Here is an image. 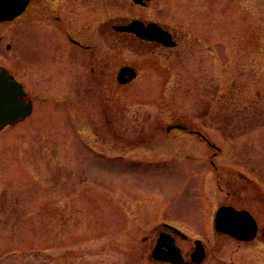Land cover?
I'll return each mask as SVG.
<instances>
[{
  "label": "rangeland",
  "instance_id": "obj_1",
  "mask_svg": "<svg viewBox=\"0 0 264 264\" xmlns=\"http://www.w3.org/2000/svg\"><path fill=\"white\" fill-rule=\"evenodd\" d=\"M94 8L99 20L138 16L190 34L178 65L147 61L138 81L112 95L120 120L143 121L157 139L125 146L97 127L101 112L81 127L74 111L45 103L73 84L68 75L63 85L48 76L45 17L0 25V66L35 101L23 123L0 135V264H169L151 258L162 223L186 236L176 238L185 260L201 239L208 253L199 264H264V243L246 248L212 229L214 210L233 189L264 228V123L231 136L221 119L248 108L256 92L264 103V0H153L146 7L96 0ZM181 118L220 150L215 157L195 137L161 130ZM136 127L114 133L137 136Z\"/></svg>",
  "mask_w": 264,
  "mask_h": 264
},
{
  "label": "flooded vegetation",
  "instance_id": "obj_2",
  "mask_svg": "<svg viewBox=\"0 0 264 264\" xmlns=\"http://www.w3.org/2000/svg\"><path fill=\"white\" fill-rule=\"evenodd\" d=\"M95 4L96 0H29L25 9L18 17L11 21L0 22V25L14 24L23 16H44L45 68L54 66L53 71H50L48 76L50 77L56 74L58 79L61 77L58 82L59 85L64 84L65 75L73 79L71 88H66L60 97L45 98V103H61L64 105V108L68 107L71 111H74L75 121L81 127L83 124L82 119L85 120V118L88 122H97L94 121L95 119L93 117H95V112L99 111L101 112V119L99 120L101 123L99 126H96L106 130V134L109 137L114 135L115 138L112 137V139L115 141L120 140L125 146L131 145L135 148H146L157 137L146 134L143 121L140 124H134L137 126L136 129H138L137 136H116L114 133V129L125 128L127 130L134 125H129L126 121L120 120L122 119L121 116L116 115L112 95L114 94V90L127 88L138 81L143 70L142 66L147 61L151 60L150 63L158 68L162 63L169 64L170 66L178 65L177 63L180 62V59L185 54L184 48H188L185 42L186 35L189 36L190 34L181 29L178 30L176 27L161 23L160 21L146 20L138 16H134L129 20L121 19L116 21L111 17H104L102 20H99L95 15L97 12V9L94 8ZM83 10L85 14L84 22H82ZM132 20L142 21L144 25L147 22H154L159 28L158 38L165 40L167 45H164L159 40H148L138 36L133 31L126 30L129 27L128 23ZM195 39L198 41L197 37ZM7 45L9 48L10 45ZM124 67L131 70L132 77L125 74L119 78V72ZM157 70L159 69H155V72ZM9 73L21 83L26 91L25 84L17 75L10 71ZM47 82V77H45V83ZM260 98V95L256 92L254 98H251V103L248 108L244 106L243 111L236 110V112L230 113L231 115H227L226 113L222 115L221 119L225 122L224 126L228 130L226 132L229 135L232 136L236 130L246 132L247 130L251 131L263 125L264 103ZM26 99L32 102V114L35 101L28 93ZM237 103L238 101L236 100L230 102L234 106ZM239 103L241 104L242 102ZM24 121L7 124L0 129V135L9 133ZM160 123L165 122L161 120ZM96 126L92 128L94 129ZM160 128L161 130L164 129L167 134L171 132H183L188 134L190 138L195 137L202 143L215 149L212 157H215L220 151L210 143L206 136H197V130L193 129L194 127L184 118L172 119L166 122L164 126H160ZM129 155L125 152L122 157ZM212 157L208 158V161L215 167L214 170L218 172L219 168L212 162ZM250 169L253 170V167ZM231 171L237 176L242 175L238 171ZM227 185L230 188L235 186L234 182L227 183ZM235 193L234 189L232 192L227 191L218 206H228L236 210H247L254 216L251 210L243 206V200H239L238 196L235 197ZM207 218L209 220V217ZM213 218L214 213L212 214V221ZM175 235L179 236L177 233ZM214 236L217 238L222 236L240 246L250 248L257 242L264 243V228L257 223L256 234L248 242L231 239L225 234L214 233Z\"/></svg>",
  "mask_w": 264,
  "mask_h": 264
},
{
  "label": "water",
  "instance_id": "obj_3",
  "mask_svg": "<svg viewBox=\"0 0 264 264\" xmlns=\"http://www.w3.org/2000/svg\"><path fill=\"white\" fill-rule=\"evenodd\" d=\"M135 4L144 5L143 0H132ZM150 1V0H145ZM28 0H0V21H9L18 16ZM143 27V23L134 21L129 24L126 30L133 31L140 36L148 39L156 40L151 36L156 32ZM145 35V36H144ZM164 44L165 41H163ZM25 92L22 86L15 81L5 69L0 68V128L8 123L21 121L26 118L31 112V101H25ZM242 217V218H240ZM246 217V218H245ZM251 217L245 212H237L230 208H221L215 214L214 228L218 232L227 233L231 237L250 240L255 233L256 225ZM166 235V236H165ZM204 249L201 247L200 242H196V247L191 254L192 263H200L204 258ZM152 259L160 262H168L171 264H184V260L175 246L173 238H169L167 234L160 233L154 247Z\"/></svg>",
  "mask_w": 264,
  "mask_h": 264
},
{
  "label": "trees",
  "instance_id": "obj_4",
  "mask_svg": "<svg viewBox=\"0 0 264 264\" xmlns=\"http://www.w3.org/2000/svg\"><path fill=\"white\" fill-rule=\"evenodd\" d=\"M224 133L228 134L226 131H224ZM229 135V134H228Z\"/></svg>",
  "mask_w": 264,
  "mask_h": 264
}]
</instances>
